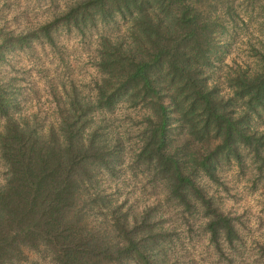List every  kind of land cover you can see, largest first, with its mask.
I'll use <instances>...</instances> for the list:
<instances>
[{
  "label": "trees",
  "instance_id": "trees-1",
  "mask_svg": "<svg viewBox=\"0 0 264 264\" xmlns=\"http://www.w3.org/2000/svg\"><path fill=\"white\" fill-rule=\"evenodd\" d=\"M111 26L118 30L99 35L102 79L95 98L56 91L64 99L56 124L23 115L17 90L0 83L6 119L0 157L7 168L0 182V264L25 260L26 249L40 248L57 264H165L150 211L133 215L91 191L96 169L112 171L119 157L117 146L102 140L96 114L122 101L148 110L137 159L156 167L169 196L185 206L192 196L206 208L215 246L238 236L232 217L212 203L195 174L217 180L222 158L238 156L242 146L264 150V133L251 122L264 108V66L228 72L231 94H224L211 77L213 66L223 63L216 28L191 0H74L38 28L1 31L0 61L36 41L54 43L59 31L86 34ZM90 206L109 210L104 231L88 223Z\"/></svg>",
  "mask_w": 264,
  "mask_h": 264
},
{
  "label": "rangeland",
  "instance_id": "rangeland-1",
  "mask_svg": "<svg viewBox=\"0 0 264 264\" xmlns=\"http://www.w3.org/2000/svg\"><path fill=\"white\" fill-rule=\"evenodd\" d=\"M73 1L0 0V32L38 28L52 20L56 10ZM191 2L212 19L216 28L223 63L213 66L211 77L228 96V72L250 73L264 66V0ZM125 27L121 22L120 30ZM117 30V26H111L86 34L59 31L54 43L36 41L30 47L7 51L0 61V83H10L11 90H17L23 115L36 117L46 125L56 124L59 106L64 103L60 95L56 97V91L74 89L86 100L95 98L96 84L102 79L97 68L99 35ZM259 111L251 120L252 127L264 133V108ZM148 115L144 106H132L127 101L118 103L111 111L96 114L95 126L104 134L102 140L116 145L119 157L112 171L96 169L98 176L92 181L91 191H100L103 201L122 204L133 215L150 211L161 233L157 253L165 264H264V150L257 154L242 146L238 156L222 158L217 180L196 171L198 183L212 203L232 217L237 230L233 243L221 239V246L217 247L206 228V208L192 196L188 206L169 196L167 184L156 167L137 159ZM5 122L0 114V134ZM6 172L0 157V182ZM108 211L90 206L88 223L104 231L102 220ZM26 254L25 260L10 264H57L47 248L26 249Z\"/></svg>",
  "mask_w": 264,
  "mask_h": 264
}]
</instances>
